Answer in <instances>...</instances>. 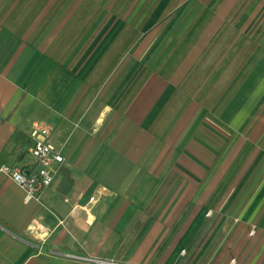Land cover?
I'll list each match as a JSON object with an SVG mask.
<instances>
[{"label": "crops", "instance_id": "1", "mask_svg": "<svg viewBox=\"0 0 264 264\" xmlns=\"http://www.w3.org/2000/svg\"><path fill=\"white\" fill-rule=\"evenodd\" d=\"M74 1L0 4V264H264V0ZM35 127L64 164L26 202Z\"/></svg>", "mask_w": 264, "mask_h": 264}, {"label": "built area", "instance_id": "2", "mask_svg": "<svg viewBox=\"0 0 264 264\" xmlns=\"http://www.w3.org/2000/svg\"><path fill=\"white\" fill-rule=\"evenodd\" d=\"M48 135L47 130L38 127H35L31 134L33 147L30 154L38 167L36 171L27 174L4 170L11 181L24 191L26 202L36 199L48 189L53 183L58 168L64 164L61 150L48 142Z\"/></svg>", "mask_w": 264, "mask_h": 264}, {"label": "rangeland", "instance_id": "3", "mask_svg": "<svg viewBox=\"0 0 264 264\" xmlns=\"http://www.w3.org/2000/svg\"><path fill=\"white\" fill-rule=\"evenodd\" d=\"M102 1L103 0H89L88 4L85 5L84 8L80 11V7H78V8L75 7V5L77 4V2L75 0L74 1V8H73V13H72L71 19H90V21H91V19H99L101 16H104L105 17L104 19H114L113 18V12L116 9H114L112 7V0H109V2L105 3L104 4L105 5L104 7H101L102 6ZM106 1L107 0H105V2ZM130 1H132V0H126L124 2V4L125 3L126 4L127 3H131ZM7 2H11V0H5L2 3L0 2L2 8L5 7V4ZM149 3L150 2H148L147 4H149ZM172 3H174V1H172ZM172 3H171V5H172ZM49 8L50 7H48V5H46L45 7L40 6L37 9V11L35 12V14L38 15V16H42V15L45 14V12H47L49 10ZM57 8L58 7L54 8L53 12L50 15V18H52L54 16V19H55V17H56L55 15L57 13ZM172 9L173 8H171V7L169 9H166L163 12L162 18L167 17L168 14L171 12ZM156 10H157V7L152 9V11H151L152 13H150L149 19H151L152 17H153L152 19H157L158 18V15H159L160 10H158L157 12H156ZM118 11L119 12H117V14H115V16H116L117 19H119V18L120 19H144V17H145L144 15L146 13V7H134V8H124V7H121V8L118 9ZM154 13H155V15H154ZM69 17H70V14H68V17L67 18H69ZM125 17H127V18H125ZM73 21H74V23L72 25V28L73 27H74V29L76 28L75 31L79 30L80 28H79L78 24L75 23L76 20H73ZM91 26H92V23H89L88 25H86V28L89 29V27H91ZM108 28L109 27H107V29ZM107 29L104 32H106ZM109 32L110 31H107L106 32L105 37L109 34ZM76 36H75V39L73 41L74 44H75ZM93 37L94 38L90 42L92 43L93 41H95V46H98V43H101V42H99V41H101L100 40L101 37L98 40L95 39L97 37V34L94 35ZM110 43L113 44L112 45L113 47H115V46L118 45L119 41L118 40L115 41V40L112 39L110 41ZM221 65H223L222 62H221ZM218 90H220V88Z\"/></svg>", "mask_w": 264, "mask_h": 264}, {"label": "trees", "instance_id": "4", "mask_svg": "<svg viewBox=\"0 0 264 264\" xmlns=\"http://www.w3.org/2000/svg\"><path fill=\"white\" fill-rule=\"evenodd\" d=\"M209 120H210L212 123H214L216 126H220L219 123H218L215 119L209 117ZM21 138H23L22 134H20V133H16V134H14V135L12 136L11 141L14 142V143H17ZM26 145H27V147L30 148V147L33 146V143L30 142L29 140H27ZM0 161H1V158H0Z\"/></svg>", "mask_w": 264, "mask_h": 264}, {"label": "clouds", "instance_id": "5", "mask_svg": "<svg viewBox=\"0 0 264 264\" xmlns=\"http://www.w3.org/2000/svg\"><path fill=\"white\" fill-rule=\"evenodd\" d=\"M105 111H107V109Z\"/></svg>", "mask_w": 264, "mask_h": 264}]
</instances>
